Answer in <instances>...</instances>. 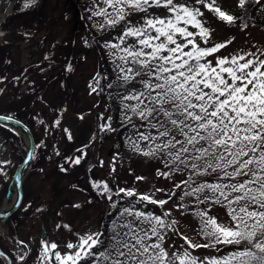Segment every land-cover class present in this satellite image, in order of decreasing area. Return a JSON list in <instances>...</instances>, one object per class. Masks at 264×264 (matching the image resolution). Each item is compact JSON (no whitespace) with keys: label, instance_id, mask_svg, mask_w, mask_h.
Segmentation results:
<instances>
[{"label":"rangeland","instance_id":"1","mask_svg":"<svg viewBox=\"0 0 264 264\" xmlns=\"http://www.w3.org/2000/svg\"><path fill=\"white\" fill-rule=\"evenodd\" d=\"M10 1L0 0L2 12ZM26 2L14 0L13 11L0 24V114L17 115L27 123L36 146L23 172V201L5 222L0 221V246L10 256L12 264H57L55 260H42L44 242L56 243L59 246L56 252L65 255L75 252L76 249L65 248V245L75 244L78 235L100 232L104 233L101 239L105 240L112 221L120 219L119 213L130 206V202L140 211L163 216L169 222L176 221L175 225L162 230L161 243L170 256L187 247L183 237L193 243H208L200 235L201 218L189 209L191 204L196 205L195 197L184 195L189 189L183 181L189 178L191 170L179 165L180 171H171L165 178L161 173L170 172V168L165 167V158L145 156L131 143L138 139L137 130L131 127L135 122L140 132L146 129L131 112H127L131 121L126 119L123 106L137 102L122 97L142 90L141 78L130 83L118 78L122 73L117 65L122 62L117 57L122 53L113 55L115 49L104 47L105 62L99 58L96 42L86 40L89 34L73 0H42L27 7ZM176 3L199 8L204 13L199 19L211 30V38L203 44L197 36L201 47L231 40L228 46L207 58L213 64L217 57L249 52L264 59L261 54L264 53V27L240 22L226 26L196 0H176ZM217 3L229 13L238 5L237 0H217ZM103 7L106 5L100 4L99 8ZM149 11L153 17L169 15L162 7ZM144 15L134 13L128 20L141 24ZM105 27L101 39L104 38L106 44H118L126 23ZM189 31L198 30L189 27ZM133 43L131 38L126 41L129 46ZM110 84H114L113 91L108 90ZM116 95L120 97L117 112ZM116 113L122 123H129L122 130L121 147L120 136L116 134L120 125L115 121ZM139 148L148 151L149 145L140 142ZM27 151V136L0 124V210L6 209L4 202L11 194L15 172ZM76 158H80L79 164L74 163ZM216 179L214 175H192L189 183L195 187ZM94 183H107L112 199H108L109 193L94 187ZM120 189L168 202L163 207L138 202L136 196L127 197ZM117 204L121 206L119 210L115 208ZM206 208L219 223H230L225 207L201 204L198 210ZM34 222L37 224L31 229ZM41 223L46 230L42 244ZM246 247L218 244L189 251L204 260L228 257ZM0 264H6L1 256ZM80 264H93V261L89 258Z\"/></svg>","mask_w":264,"mask_h":264},{"label":"snow or ice","instance_id":"2","mask_svg":"<svg viewBox=\"0 0 264 264\" xmlns=\"http://www.w3.org/2000/svg\"><path fill=\"white\" fill-rule=\"evenodd\" d=\"M247 2L238 0L237 6L244 8ZM102 3L106 7L93 12L104 17L99 28L126 23L119 43L105 45L116 50L113 55L122 53L117 57L122 62L117 65L122 73L118 78L130 83L140 77L143 85L142 90L122 97L137 102L123 106L126 119L131 121L132 117L127 115L131 112L144 122L141 126L146 129L140 132L132 125L138 136L137 140L130 138L133 147L145 156L162 155L165 167L170 168V172L161 173L165 178L171 171H180L179 165L190 169L189 178L183 181L189 189L184 195L195 197L198 209L201 204L225 207L230 223H219L208 214L207 208L198 210L195 215L201 218L200 235L208 243H193L183 237L187 247L170 256L161 243L162 230L176 221L140 211L130 202L119 213L120 219L112 221L106 242L101 239L104 233H87L79 236L75 244H67L68 249L76 250L65 255L55 251L59 247L56 243L44 242L42 260L50 262L54 256L57 264H80L89 258L93 264H264V59L249 52L217 57L213 64L207 58L228 46L231 40L201 47L197 36L203 44L211 38V30L199 19L204 13L176 0H102ZM196 3L214 13L226 26L236 22L237 18L222 10L216 0H196ZM25 6H30V0ZM153 7H162L169 15L153 17L149 11ZM134 13L145 14L141 24L128 20ZM189 27L198 31H189ZM129 38L134 41L130 46L126 45ZM140 142L148 143V151L139 148ZM200 161L203 163H197ZM74 163L79 164L80 158ZM192 175H214L217 179L192 187L189 183ZM93 186L109 193L108 199H112L107 183ZM120 192L127 197L136 196L138 202L160 207L168 202L138 195L133 190L120 189ZM218 244L247 247L228 257L204 260L189 251Z\"/></svg>","mask_w":264,"mask_h":264},{"label":"trees","instance_id":"3","mask_svg":"<svg viewBox=\"0 0 264 264\" xmlns=\"http://www.w3.org/2000/svg\"><path fill=\"white\" fill-rule=\"evenodd\" d=\"M73 1H74L75 9L77 10L83 23L86 25V29L89 34L86 40L91 39V41L94 40L96 42L99 58L104 61V54L106 53V49H104V47L106 43L104 38L101 39V37L106 31V27L104 26L103 29L98 27V25L104 24V17L93 15V12L99 9L100 4H102V1L100 0H73ZM217 5L219 6L218 3ZM221 9L227 12L225 9L223 8ZM229 14L237 18L235 23L240 22L241 24H248V25L255 24L264 27V0H259V3H257L256 0H248L244 8H240L237 6V9L233 13H229ZM110 85L111 87H108V90L113 91L112 87H114V84H110ZM115 101H117L118 103V107L115 106L117 112L120 105V97L116 95ZM115 121L120 123V125L117 126L116 134L120 136L118 139L120 143L119 145L121 147L124 143L122 130L124 127L127 128L129 123H122L119 120L118 113L115 114ZM140 122L142 121L140 120ZM137 123L138 122H135L134 124L136 125ZM120 207L121 206L117 204L115 208L119 210ZM189 209L194 210L195 213L198 210V208L194 204H191Z\"/></svg>","mask_w":264,"mask_h":264},{"label":"water","instance_id":"4","mask_svg":"<svg viewBox=\"0 0 264 264\" xmlns=\"http://www.w3.org/2000/svg\"><path fill=\"white\" fill-rule=\"evenodd\" d=\"M0 122L12 127H15L19 130H21L23 133L27 135L29 138V151L26 156V158L23 160L19 168L17 169L15 176H14V181L17 182L18 184V190H19V195L16 203L8 210L6 211H0V219L3 221L6 220L9 216H11L20 206L22 199H23V186L22 182L19 180V174L23 171L24 167L31 161L34 148H35V140L34 137L29 129V127L24 124L22 121L15 119L13 117L5 116V115H0ZM36 225V222L33 223L32 228ZM45 236V229L43 227V235L42 239ZM0 255L4 257L7 261V264H12L11 258L5 253L1 248H0Z\"/></svg>","mask_w":264,"mask_h":264},{"label":"bare ground","instance_id":"5","mask_svg":"<svg viewBox=\"0 0 264 264\" xmlns=\"http://www.w3.org/2000/svg\"><path fill=\"white\" fill-rule=\"evenodd\" d=\"M13 2H14V0L10 1L6 5L7 9L5 11L2 12V10H0V22L4 19V17L7 14H9V13H11L13 11V9H14V3ZM1 8H3V7L1 6ZM19 178L22 181L23 180V175L20 174ZM17 193H18L17 184L15 183V185L13 186V189L11 191L10 196L4 202V208L9 209V208H11L13 206V204L15 203V201L17 199Z\"/></svg>","mask_w":264,"mask_h":264}]
</instances>
